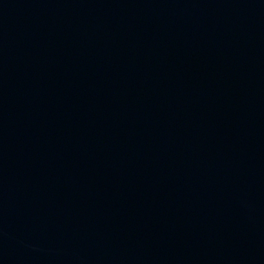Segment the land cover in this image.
<instances>
[{
  "label": "water",
  "instance_id": "95a60500",
  "mask_svg": "<svg viewBox=\"0 0 264 264\" xmlns=\"http://www.w3.org/2000/svg\"><path fill=\"white\" fill-rule=\"evenodd\" d=\"M0 264H264V0H0Z\"/></svg>",
  "mask_w": 264,
  "mask_h": 264
}]
</instances>
